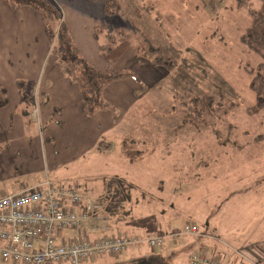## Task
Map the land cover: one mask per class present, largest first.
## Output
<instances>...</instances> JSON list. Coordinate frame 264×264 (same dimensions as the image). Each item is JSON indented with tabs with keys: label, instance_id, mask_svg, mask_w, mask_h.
Wrapping results in <instances>:
<instances>
[{
	"label": "rangeland",
	"instance_id": "rangeland-1",
	"mask_svg": "<svg viewBox=\"0 0 264 264\" xmlns=\"http://www.w3.org/2000/svg\"><path fill=\"white\" fill-rule=\"evenodd\" d=\"M119 2L121 10L107 19L108 26L130 28L137 24L143 30L149 28L151 31L156 28L152 22L154 19L159 35L162 28L172 44L183 52L187 48L199 51L210 67L233 88L235 105L213 127L220 131L221 139L235 136L238 140L245 138L250 141L264 130V107L254 113L247 110L254 102V93L248 86L251 73L246 70H255L264 60L240 38L250 24L259 0H243L240 6L236 5V0ZM147 6L150 8L144 11V21L135 17L134 8L143 10ZM167 84L161 78L155 86H150L152 90L149 89L148 93L154 97L145 95L142 111L146 114L141 123L135 125L132 116L124 123L125 136L133 132L141 139L140 142L144 139L140 145L144 156L136 162L135 169H132L131 161L111 149L107 155L114 162L111 169L94 160V154L90 153L50 170L49 175L47 171H42V180L48 179L55 185H71L100 203L103 180L111 172L138 173L131 183L132 201L124 205L128 216L116 221L122 234L178 231L185 222L196 223L202 230H207V221L220 216L222 210L232 213L235 221L239 215L252 210L264 215V140L249 142L238 149L230 142L220 144L221 139L215 137L210 127L202 126L199 131L193 128L175 129L180 114L177 117L172 106V93L168 96L164 94L166 87L170 92ZM29 90L27 93L32 102L33 93ZM31 109L35 119L37 104ZM131 113L141 115V111L136 109ZM229 124L233 127L231 133L226 130ZM150 163L163 164L153 170L158 172L157 177L163 172L164 183L150 182L153 179L143 176V173H148L146 169ZM135 199L138 200L136 206ZM228 217L232 219L231 215ZM63 230L65 232L67 228ZM188 250L190 239L185 235L178 246L165 243L153 252L162 255L170 264H189ZM148 251L142 244L131 245L118 255L95 256L83 264H154L146 259L138 260L147 258ZM207 253L210 254L209 251Z\"/></svg>",
	"mask_w": 264,
	"mask_h": 264
},
{
	"label": "crops",
	"instance_id": "crops-1",
	"mask_svg": "<svg viewBox=\"0 0 264 264\" xmlns=\"http://www.w3.org/2000/svg\"><path fill=\"white\" fill-rule=\"evenodd\" d=\"M55 1L80 54L96 69L104 70L106 65L99 57L98 42L93 36L95 25L104 17L102 2ZM115 67L133 69L147 88L135 94L141 85L133 80L126 78L111 82L105 86L103 97L117 110H99L91 116L84 114L78 86L62 73L55 57L50 54L39 13L27 6L12 8L0 0V86L6 89L7 95L6 105L0 108V196L19 193L49 181L42 180V171H47L49 175L50 170L90 153L94 154V160L107 166L106 169L113 167L114 162L107 155L111 149L121 154L119 143L125 136L124 123L129 111L145 95H150V86H155L161 80L156 69L136 60L132 46L126 48ZM19 79L29 82V91L33 93L28 106L21 104L16 84ZM164 83L167 84V81ZM170 93L171 90L169 92L166 87L164 94L168 96ZM34 104H37L35 119L31 109ZM99 141L110 144L107 148H99ZM131 163L134 166L132 169H135L136 162ZM162 165L150 163L146 169L148 173H143V176L153 179L150 182L164 183L163 172L157 177L158 172L153 170ZM137 174L111 172L109 175L122 176L132 183ZM134 202L136 206L138 200ZM228 215L232 216L231 220ZM118 219L93 211L90 220L83 222L82 227L89 238L121 233L116 226ZM206 225L207 230L199 228V236L188 237V251L194 245H199L210 252L207 253L210 257L218 258L224 264H264L263 213L252 210L239 215L235 221L232 213L222 210L220 216L207 221ZM63 229L57 231L59 238H75L76 230L67 228L64 232ZM126 235L140 240L149 233ZM180 239L176 242L167 240L166 244L178 246ZM189 256L190 252L187 255L188 263Z\"/></svg>",
	"mask_w": 264,
	"mask_h": 264
},
{
	"label": "trees",
	"instance_id": "trees-1",
	"mask_svg": "<svg viewBox=\"0 0 264 264\" xmlns=\"http://www.w3.org/2000/svg\"><path fill=\"white\" fill-rule=\"evenodd\" d=\"M3 1L12 8L27 6L39 13L50 46V54L55 57L56 64L62 73L78 86L83 112L88 116L99 110L113 112L117 110L103 97L105 86L111 82L129 78L141 85L140 89L135 90V94H139L147 88V85L142 83L139 75L133 69L115 67L116 61L129 46L133 47L135 58L139 63L151 65L164 81L167 80L172 93L173 105H171L175 108L177 117L180 114L175 129L193 128L199 131L202 126L213 128L215 122L222 120L228 110L235 105L233 88L217 71L210 67L200 52L193 48H187L183 52L180 48L175 47L164 29L160 28V35L156 32L159 27L154 19L152 22L156 28L151 31L149 28L143 30V27L137 24L130 28L122 25L108 26L107 19L121 10L119 0H99L103 5L104 17L95 25L93 36L98 42L99 57L106 65L104 70L96 69L80 54L55 0ZM242 4L243 0H236V5ZM149 8L147 6L142 10L136 7L133 9V13L139 20L144 21L143 18L146 15L144 11ZM147 22L149 23V21ZM240 38L250 50L264 60V0H259L251 22ZM246 70L251 73L248 86L254 93V102L248 106L247 110L249 113H254L264 107V63L255 70L247 68ZM16 84L21 104L28 106L30 99L27 93V83L19 79ZM142 102L144 99L139 100L128 113V117L132 116L135 125L141 123L146 114L143 113ZM6 103V89L0 86V108ZM135 109L137 112L141 111L140 116L131 113ZM232 128V125L229 124L226 130L231 133ZM213 132L216 138L221 139L218 129L213 128ZM140 140L133 132L124 136L119 143L121 155L131 162L141 160L144 152L140 145L143 144L144 139L141 142ZM262 140H264V130L253 136L250 141L245 138L238 140L235 136L232 138L227 136L226 139L220 140V144L225 145L230 142L233 147L240 149L249 142L257 143ZM109 144L107 141H99L97 147L107 148ZM132 188L131 182L122 176L112 175L104 178L100 207L96 211L117 218L127 215L128 210L124 208V205L131 200ZM146 257L138 260L146 259L154 264H170L162 255L151 250L148 251ZM0 264L13 263L0 260Z\"/></svg>",
	"mask_w": 264,
	"mask_h": 264
},
{
	"label": "built area",
	"instance_id": "built-area-1",
	"mask_svg": "<svg viewBox=\"0 0 264 264\" xmlns=\"http://www.w3.org/2000/svg\"><path fill=\"white\" fill-rule=\"evenodd\" d=\"M97 207L74 187L49 181L0 196V260L13 264H83L95 256L119 254L139 241L154 249L166 240L176 242L181 235H200L197 225L187 222L179 231L148 235L140 240L122 234L89 238L82 225ZM63 228L76 230L75 238H59L57 231ZM189 264L224 263L194 245Z\"/></svg>",
	"mask_w": 264,
	"mask_h": 264
}]
</instances>
